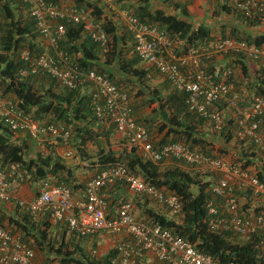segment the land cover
I'll list each match as a JSON object with an SVG mask.
<instances>
[{
	"label": "trees",
	"instance_id": "1",
	"mask_svg": "<svg viewBox=\"0 0 264 264\" xmlns=\"http://www.w3.org/2000/svg\"><path fill=\"white\" fill-rule=\"evenodd\" d=\"M46 1L59 6L71 2L78 8L92 9L94 17L103 20L109 35L107 52L99 42L86 35L81 24L73 23H66L67 34L60 41L59 48L84 73L95 70L129 94L132 114L139 124L146 127L155 149L183 144L213 158H231L232 163L240 164L242 168L255 167L258 178L264 183L261 147L253 141L248 143L247 139L236 138V110L231 111L224 101L215 104V107L227 111L225 129L216 131L207 118L190 109L188 93L176 89L165 75L133 53V33L122 21L113 18L114 15L112 18L104 17L107 9L103 0ZM119 1H123V6L142 22L167 32L180 55L187 54L191 47H205L218 38L230 37L264 45V33L255 34L264 25V11L256 10L249 17L237 7L235 0H209L216 25L192 19L188 2L161 0V5L157 0H116ZM0 5V97L12 102L18 111L40 124L64 125L71 131V137L68 144L62 143V138L58 137L57 144L62 143L74 155L67 160L57 155L55 145L48 143L46 148L39 147L30 133L11 129L0 114V169L13 164L28 169L32 176L31 188L36 195L44 186L65 185L73 195L81 192L86 196L87 185L92 179L89 173H99L116 164L126 165L143 177L147 185L166 195L177 196L182 203V211L175 216L167 206H155L159 203L146 193L132 191L133 196L113 198V190L127 184L121 180L102 190L111 203V217L116 216V206L131 203L135 211V205L140 207L142 204L145 213L140 220L161 225L190 241L198 251L212 256L217 262L264 264L262 234L245 238L233 231L211 230L207 205L218 198L212 190L216 178L213 173L203 175L193 165L177 159L155 163L145 159L142 151L130 144L124 145L117 155L110 148L111 138L118 133L116 124L107 116L97 114L92 84L69 89L47 73L22 75L27 63L21 59V53L29 50L33 55H39L45 50V42L37 21L24 3L0 0ZM250 29L255 30L252 32ZM224 58L228 61L217 71V80L222 79L227 67L238 65L243 78L233 76L229 80L234 81L241 92L245 89L249 95L264 96V67L259 61H250L242 54H230ZM216 64L213 59L204 58L202 68L214 73ZM91 144L96 146V151H91ZM33 148L38 149L35 156L30 154ZM96 158L99 162L95 161ZM78 160L88 162V166L78 163ZM169 161L171 165H168ZM106 189L109 192L105 193ZM235 194L243 211L248 214L258 203L250 190L236 189ZM13 205V210L8 211L0 203V228L8 229L35 251L37 264H121L117 245L105 255L100 254L97 239L101 232L82 237L71 231L66 223H55L49 212L36 216L26 211L18 200H14ZM255 211H262V206ZM92 238L94 243L90 247ZM94 249L97 254L93 253ZM143 260L145 263V257ZM154 263L165 264L157 259Z\"/></svg>",
	"mask_w": 264,
	"mask_h": 264
},
{
	"label": "built area",
	"instance_id": "2",
	"mask_svg": "<svg viewBox=\"0 0 264 264\" xmlns=\"http://www.w3.org/2000/svg\"><path fill=\"white\" fill-rule=\"evenodd\" d=\"M31 16L37 21L41 38L45 42V50L33 55L29 50L21 53V59L27 63L22 75L49 74L69 89L81 85L92 84L93 100L97 114L107 116L116 124L118 133L131 146L142 151L145 159L155 163L163 159H177L193 165L198 172L205 175L213 173L212 190L218 197L207 205L211 218L210 228L214 232H234L248 238L262 234L264 239V183L258 178L255 167L242 168L232 163L231 158H213L204 153L191 150L183 144H169L162 149H155L145 126L139 124L132 114L129 94L117 87L104 75L95 70L84 73L62 51L60 41L67 34L66 23L81 24L87 36L99 42L104 52L108 51L109 35L104 28L103 20L94 17L92 9L78 8L68 2L62 5L50 4L46 0H20ZM106 7L104 17L118 19L134 35L133 53L138 55L148 66L156 68L165 75L179 91L188 93V104L191 110L207 118L216 131L226 127L225 112L215 104L226 102L231 111H237L236 138L254 142L261 147L264 159V96L249 95L237 89L233 76L243 78L238 65L229 66L216 79L214 73L202 68L204 58H221L230 54L246 56L250 61H259L264 67V45L249 44L247 41L234 38H218L205 47H191L185 55L176 52L174 42L167 32L150 26L123 5V1L103 0ZM237 7L247 16L254 12L264 11V0H235ZM1 9V5H0ZM63 21V23H61ZM2 43L0 18V47ZM51 51L53 53L51 54ZM228 60H226L227 63ZM103 100V101H102ZM0 114L6 124L16 131H26L41 148L58 145V137L68 144L71 131L64 125L40 124L24 112L18 111L12 102L0 97ZM72 156L71 153L67 154ZM125 181L135 193L149 194L158 203L167 206L171 214L178 215L182 211V203L175 195H166L155 187L147 185L145 179L133 173L126 165L116 164L99 172L93 177L82 200L74 198L72 190L65 185L44 186L32 201L16 199L19 190L32 184V176L28 169L20 164H13L7 169H0V203H11L18 200L26 211L38 216L49 212L52 220L64 222L71 231L82 237H89L100 232L124 236L118 245V261L121 264H143L147 254L165 264H237L235 262L220 263L212 256L204 254L188 240L173 234L158 224H147L138 220L130 203L123 204L116 216H110V203L102 194V190L116 181ZM252 191L254 206L249 214L243 211L238 202L235 190ZM261 203V205L259 204ZM262 206V211L255 208ZM97 254V250H93ZM0 264H37L35 251L19 241L6 228H0Z\"/></svg>",
	"mask_w": 264,
	"mask_h": 264
},
{
	"label": "crops",
	"instance_id": "3",
	"mask_svg": "<svg viewBox=\"0 0 264 264\" xmlns=\"http://www.w3.org/2000/svg\"><path fill=\"white\" fill-rule=\"evenodd\" d=\"M200 1V4L202 5V8H195V4H194V1L193 0H184V2H188L189 3V10H190V14H191V18L194 19L195 21L196 20H200L201 22H209L210 24L212 23V25H216L217 21L213 20L212 19V13L210 12V8H211V4L209 2V0H199ZM157 2H160L161 3V0H157ZM182 2V1H181ZM162 5V3H161ZM170 10H173L172 8H170ZM198 11V12H197ZM255 29H250V31L254 32ZM255 34H259V33H255ZM214 62H216V67H219L221 68L222 65L226 64V61H224L223 59L221 58H218V57H215V60H213ZM221 64V65H219ZM111 149L117 153V155H119V153L122 152V149L124 147V145H128L129 143L124 139L122 138V136L117 133L115 134L112 138H111ZM64 145L62 143L58 144V145H55V152L57 153V155L63 159H71L74 157V155L72 156H68L67 154L70 153V150H68L67 147H63ZM108 148L107 151L110 149ZM90 149L91 151H96V146L94 144H91L90 145ZM96 162H99V158H96L95 159ZM78 163H81L79 160H78ZM169 163V164H168ZM167 164L168 165H171V162L169 161ZM83 165H87L88 166V162H83L81 163ZM96 166H99L98 164ZM98 173H95V171L89 173V175L93 178L97 175ZM127 188V189H126ZM109 192V189H106L105 193ZM134 193L132 192L131 189L128 188V185H122L120 187H117L116 189L113 190V198L114 197H126V196H133ZM111 196V195H110ZM36 197V194H35V191L29 186V185H25L23 186L19 192L17 193L16 195V199H24L26 201H32L34 200ZM74 198L77 199V200H82L85 198V194L81 193V192H77L74 194ZM4 206H6L5 208L8 210V211H12L13 210V207H14V201H12L11 203H3ZM10 206V207H9ZM145 207L144 205L141 204L140 207L136 206L135 205V214L136 216L139 218V219H143V216H144V209L143 207ZM155 206H158L159 208H162L159 204H156ZM118 206H116L117 208ZM105 237V238H104ZM104 237H101V238H98V243L99 245L101 243L105 244L107 241V245L113 243L115 245V243L120 239L119 237H112L111 239L110 238H107L106 236ZM111 237V236H109ZM106 241V242H105ZM91 243H94L93 241V238L91 240ZM102 244V245H103ZM113 245V246H114ZM156 258L154 257V255L152 254H147V256L145 257V264H155Z\"/></svg>",
	"mask_w": 264,
	"mask_h": 264
},
{
	"label": "rangeland",
	"instance_id": "4",
	"mask_svg": "<svg viewBox=\"0 0 264 264\" xmlns=\"http://www.w3.org/2000/svg\"><path fill=\"white\" fill-rule=\"evenodd\" d=\"M194 1V4H195V8H197V7H199V8H202V5L200 4V1L199 0H193ZM198 12V11H197ZM257 33H264V25H262L260 28H258L257 30ZM37 150L38 149H36V148H33L31 151H30V154L32 155V156H35L36 155V152H37ZM215 177H216V175H214ZM212 179H214V177H212ZM254 206H258V204H255ZM253 206V207H254ZM4 207H6V206H4ZM10 207V206H9ZM104 236H106L107 238H112L113 236H111V235H109V234H107V233H102V235L100 236V238L101 237H104ZM109 236H111V237H109ZM105 238V237H104ZM106 242V241H105ZM108 242V241H107ZM107 242L105 243V244H103V243H101L100 245H99V252H100V254L101 255H105L106 253H108L109 252V250L110 249H112L113 248V243H111L110 245L108 244L107 245ZM90 244V247H92V243H89ZM103 244V245H102ZM89 247V248H90Z\"/></svg>",
	"mask_w": 264,
	"mask_h": 264
},
{
	"label": "clouds",
	"instance_id": "5",
	"mask_svg": "<svg viewBox=\"0 0 264 264\" xmlns=\"http://www.w3.org/2000/svg\"><path fill=\"white\" fill-rule=\"evenodd\" d=\"M176 1H182V2H184V0H176ZM128 185V184H127ZM110 203V202H109ZM111 204V203H110ZM125 204V203H124ZM131 204V203H130ZM159 205L161 206V207H164V205H162V204H160L159 203ZM111 206V205H110ZM122 206V205H121ZM120 206V207H121ZM133 206V205H132ZM120 207L118 206L117 208H116V211H118L119 209H120ZM111 212H112V210H111V208H110V214H111ZM133 212H134V214H135V211H134V206H133ZM117 213V212H116ZM115 216V215H114ZM135 216H136V214H135ZM136 218L138 219V217L136 216ZM138 220H140V219H138ZM140 221H142V220H140ZM142 222H144V221H142ZM145 223V222H144ZM101 233H107V234H109V235H111V236H113V237H115V236H118V235H113V234H110V233H108V232H101ZM120 239L115 243V245H118V243L121 241V240H123V239H125V237L124 236H118ZM144 257H146V255L144 256ZM143 264H145L144 263V260H143Z\"/></svg>",
	"mask_w": 264,
	"mask_h": 264
}]
</instances>
